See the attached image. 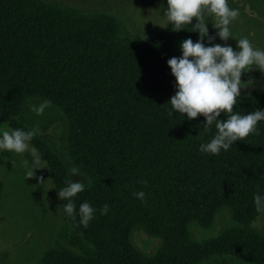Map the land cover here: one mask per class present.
I'll return each mask as SVG.
<instances>
[{
    "label": "trees",
    "instance_id": "16d2710c",
    "mask_svg": "<svg viewBox=\"0 0 264 264\" xmlns=\"http://www.w3.org/2000/svg\"><path fill=\"white\" fill-rule=\"evenodd\" d=\"M204 22L203 43L213 46L206 16ZM195 23L177 32L168 21L136 40L110 13L57 0H0V122L37 129L32 106L51 101L44 113L60 117L61 143L38 129L30 142L57 192L68 182L85 186L72 198L75 220L59 198L56 236L35 264H264V233L253 225L263 212L254 196L264 197V120L258 134L229 150L202 153L201 144L217 134L215 122L206 129L203 115L188 119L169 101L177 87L167 61L182 56L185 39L200 40ZM261 76L236 98L233 114L264 110ZM141 191L143 200L134 195ZM85 202L95 210L87 227L79 215ZM223 211L215 234L196 236ZM139 229L159 239L153 253L135 241Z\"/></svg>",
    "mask_w": 264,
    "mask_h": 264
},
{
    "label": "clouds",
    "instance_id": "9594fccd",
    "mask_svg": "<svg viewBox=\"0 0 264 264\" xmlns=\"http://www.w3.org/2000/svg\"><path fill=\"white\" fill-rule=\"evenodd\" d=\"M205 12L214 15L218 23L214 27L218 29L217 35L221 40L227 41L232 37L229 25L239 16L237 9H231L228 0H167L166 15L174 31L184 29L185 24H192L196 19L195 31L200 34V40L193 42L191 38L185 39L180 47L181 57H172L167 63L176 80L177 91L170 98L172 109L195 119L198 115L206 118L205 128L210 129L215 122L217 134L206 144H201L200 152L218 155L223 149L229 150L237 140H244L252 133H257V123L264 120V110H257L246 115L233 114V108L237 103V97L241 95L242 72L252 68H259L264 72V50L255 49L247 38L239 39L238 51L231 46L215 44L205 46L203 38L208 35ZM174 26V27H173ZM215 37L208 36L209 43ZM51 101H44L38 107L32 106V111L42 115L44 109L50 106ZM221 113H227L226 120L218 119ZM170 115L172 113H169ZM37 134V129L24 131L21 129L5 130L0 137V150L23 154L29 151V142ZM34 157V170L26 172V178H33L35 170L40 167L41 156L35 148L31 149ZM25 164L27 162L25 161ZM72 174L78 175L79 168L73 167ZM41 183L42 177L37 178ZM143 183H147L143 181ZM84 184L80 181L68 182V186L59 189L58 196L61 200H67L64 205L65 213L75 220L76 206L72 198L84 191ZM134 195L143 200L145 193L138 192ZM254 204L257 212L264 211V197L259 194L254 196ZM109 206L105 204L101 209V215L107 214ZM94 208L89 203H82L79 207L80 223L87 227L94 217Z\"/></svg>",
    "mask_w": 264,
    "mask_h": 264
},
{
    "label": "rangeland",
    "instance_id": "374dc122",
    "mask_svg": "<svg viewBox=\"0 0 264 264\" xmlns=\"http://www.w3.org/2000/svg\"><path fill=\"white\" fill-rule=\"evenodd\" d=\"M67 5L77 6L84 11H103L117 16L129 35L142 40L161 30L168 22L167 0H57ZM252 16L243 14L237 19L240 27L238 36L247 38V27ZM249 40V39H248ZM250 41V40H249ZM33 124L43 136L59 145L63 139L60 117L51 113L32 116ZM5 130H13L0 122V137ZM35 146L29 142V151L23 154L0 150V179L3 182L0 193V252L5 254L10 264H34L45 252L56 236L62 219L59 196L52 180L48 163L41 152L40 167L33 178H26V172L34 170L30 157ZM25 161L27 164H25ZM42 177L40 183L37 179ZM227 217L221 212L217 224L209 231L195 234L203 238L215 234ZM134 239L146 253H153L159 239L149 236L142 229L134 232Z\"/></svg>",
    "mask_w": 264,
    "mask_h": 264
},
{
    "label": "flooded vegetation",
    "instance_id": "af4514ba",
    "mask_svg": "<svg viewBox=\"0 0 264 264\" xmlns=\"http://www.w3.org/2000/svg\"><path fill=\"white\" fill-rule=\"evenodd\" d=\"M228 5L231 9H237L239 11L238 17L243 14L252 16L251 22L247 27V37L255 49L264 50V0H244L243 3L242 0H238L236 5H234L232 0H229ZM205 16L208 20L213 37H215V44H221L222 46L228 45L238 51L237 41L240 39L238 36V30H240V27L236 26L238 17L229 25L232 37L227 41H224L217 35L218 29L214 27V23H218V19L214 15H209L207 12H205ZM262 73L263 72L256 67L249 71L242 72V85L247 87H242L241 92H248L250 89L254 88L261 81ZM2 187L3 182L0 179V193L2 192ZM253 225L256 230L264 233V211L253 222ZM0 264H10L7 256L1 252Z\"/></svg>",
    "mask_w": 264,
    "mask_h": 264
},
{
    "label": "water",
    "instance_id": "95a60500",
    "mask_svg": "<svg viewBox=\"0 0 264 264\" xmlns=\"http://www.w3.org/2000/svg\"><path fill=\"white\" fill-rule=\"evenodd\" d=\"M229 1V0H228ZM234 2V5H236V3L238 2V0H232ZM156 34V33H155ZM153 34V35H155Z\"/></svg>",
    "mask_w": 264,
    "mask_h": 264
}]
</instances>
